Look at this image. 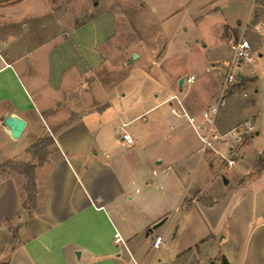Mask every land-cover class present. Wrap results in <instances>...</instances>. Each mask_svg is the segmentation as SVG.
<instances>
[{"label":"crops","instance_id":"0c3cea01","mask_svg":"<svg viewBox=\"0 0 264 264\" xmlns=\"http://www.w3.org/2000/svg\"><path fill=\"white\" fill-rule=\"evenodd\" d=\"M15 1L0 0V164L28 160L31 146L45 138L54 156L34 171L30 208L23 183L0 178V264H264V167L254 173L251 163L264 149V130L250 120L240 168L219 176L218 158L226 161L232 151L206 114L223 97V80L213 95L197 88L191 96L193 74L192 83L164 76L167 47L155 63L138 65L144 47L120 32L114 12L75 25L49 0ZM137 2L171 15L184 10L193 21L217 15L229 50L227 32L239 26L240 11H248L246 23L255 6ZM47 27L54 32L36 36ZM255 29L261 61L264 16ZM241 76L237 84L248 85L258 120L264 77L257 65ZM6 117L25 122L18 139L3 125ZM209 131L221 138L209 137L211 146L203 147L199 134ZM259 137L263 146L251 154L246 147ZM156 236L162 243L154 250Z\"/></svg>","mask_w":264,"mask_h":264},{"label":"rangeland","instance_id":"374dc122","mask_svg":"<svg viewBox=\"0 0 264 264\" xmlns=\"http://www.w3.org/2000/svg\"><path fill=\"white\" fill-rule=\"evenodd\" d=\"M51 4L54 7V13L68 21L71 20L75 25L84 21L88 22L98 12L105 10L114 12L120 32L127 36L131 44L140 40V44L144 47L145 57L140 58L138 65L143 66L151 61L155 63V60L159 59H155L153 56L163 50L164 46L167 47L166 56L161 63L165 78L171 79L176 75H182L186 83V78L193 74L196 80L190 88L191 94L194 93V96L197 88L213 95L215 88L223 80L222 62L227 59L225 57L230 53V50L227 43L221 38L222 27L219 24L220 20L217 19L218 16L215 14L206 15L193 21L184 10L174 12L171 15V9L139 7L137 0H52ZM153 4L156 5V2L153 1ZM247 14L248 11H240V24L227 32L228 37L226 40L237 37L247 39L257 56L259 40L255 26L261 22L264 16V2L261 4L255 3L251 17L246 23H243ZM257 15L258 23H255V16ZM48 32H54L53 27L37 30L36 36H46ZM223 37L225 39V33H223ZM211 64H214V69L207 70L212 66ZM21 65H25L24 62ZM256 65L259 66L264 77V58L258 61L257 57L249 67L252 68ZM262 86V83L257 84V88H262ZM222 96L217 101L213 121L216 126L222 129V132L227 134L224 142H226L227 150L232 151V156L228 157V154H225V158L236 160V165L228 167L222 157L218 158L219 166L221 170H224L219 173V176L230 178V175L241 166V163L237 161L238 150L249 143V137L253 134L252 131L245 133V131H248L246 124L251 120L260 128L261 134L264 130V106L260 107L261 116L258 120L253 121L252 119L256 117V110L250 106L252 94L245 83L235 85ZM0 146L2 145L0 144ZM262 146L263 143L259 137L255 138L252 144L246 147V150L251 154H255ZM34 154H36L35 150L30 149L28 160L11 162L19 165L36 164L42 160L45 161L49 156H54L52 149L47 145L46 147H40L37 154ZM259 158L260 155L251 160L254 173L258 171L263 163L264 156L262 160H259ZM9 175L20 180L23 187L27 183V178L14 169L7 168L5 171L0 172V178ZM24 198L27 201V192L25 191Z\"/></svg>","mask_w":264,"mask_h":264},{"label":"built area","instance_id":"2783aa9c","mask_svg":"<svg viewBox=\"0 0 264 264\" xmlns=\"http://www.w3.org/2000/svg\"><path fill=\"white\" fill-rule=\"evenodd\" d=\"M258 57V54L256 56V52L252 50V47L250 45V42L247 39H244L243 37H237L233 38L230 41V54L227 57L226 60L222 62V67L224 69V78H223V84L221 88V94L228 93L239 81L240 75H243V70L247 69L250 65L254 63V59ZM194 81V77L190 76L186 79L187 83H192ZM216 109L213 108L210 111L211 117H209V114H206V117L208 118L209 122H213V114H215ZM248 127V131H245L247 134L248 132L252 131V126L250 123L246 124ZM210 132V131H209ZM207 133L206 135H200L199 138L200 141L203 144V147H210L211 141L208 140L209 137H211L213 140H218L221 137L217 136L216 134H213V132ZM121 139L126 143L127 145H131L133 143L132 138L128 135L123 133L121 135ZM226 163L228 166H232L234 164L233 160L226 159ZM116 241L119 240L118 234H115ZM162 243V237L156 236L151 243V247L154 250H157L160 248Z\"/></svg>","mask_w":264,"mask_h":264},{"label":"trees","instance_id":"16d2710c","mask_svg":"<svg viewBox=\"0 0 264 264\" xmlns=\"http://www.w3.org/2000/svg\"><path fill=\"white\" fill-rule=\"evenodd\" d=\"M50 2L52 0H49ZM15 2H18V0H16ZM264 2V0H255V3H262ZM256 17V22H257V18L258 15L255 16ZM87 21H84L82 23H80L79 25H83L85 24ZM255 22V23H256ZM52 143V140L50 138H45V139H41L36 141L30 149L35 150V153L37 154L38 149L40 147H46V145H50ZM34 154V155H36ZM264 156V149L262 151V153L260 154V158L259 160H262V157ZM44 161H40V163H36V164H26V165H19V164H14L11 161H5L0 165V172L5 171L7 168H11L16 170L17 172H19L20 174H23L26 178H27V183L25 184V186L23 187L25 190V192H27V201H24V206L27 208H30L31 205L33 206L34 204V198H35V186H34V171L36 169L37 166H40ZM264 167V159H263V163L261 164V166L258 168L261 169ZM30 204V205H29ZM222 264H227V262L225 260L222 261Z\"/></svg>","mask_w":264,"mask_h":264},{"label":"water","instance_id":"95a60500","mask_svg":"<svg viewBox=\"0 0 264 264\" xmlns=\"http://www.w3.org/2000/svg\"><path fill=\"white\" fill-rule=\"evenodd\" d=\"M137 55L133 54L132 58H136ZM239 78H242L240 75ZM182 80L179 81V85H181ZM3 125L8 128L10 135L13 139H18L21 132L23 131L25 127V122L19 118L16 117H6L3 120ZM228 182L224 180V184H227Z\"/></svg>","mask_w":264,"mask_h":264}]
</instances>
